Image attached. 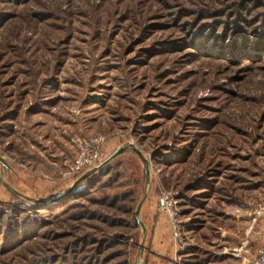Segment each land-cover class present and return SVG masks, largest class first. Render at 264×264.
Returning a JSON list of instances; mask_svg holds the SVG:
<instances>
[{"label": "rangeland", "instance_id": "rangeland-1", "mask_svg": "<svg viewBox=\"0 0 264 264\" xmlns=\"http://www.w3.org/2000/svg\"><path fill=\"white\" fill-rule=\"evenodd\" d=\"M258 43L264 0H0V264H244L264 223ZM98 135L101 165L66 176Z\"/></svg>", "mask_w": 264, "mask_h": 264}, {"label": "built area", "instance_id": "built-area-1", "mask_svg": "<svg viewBox=\"0 0 264 264\" xmlns=\"http://www.w3.org/2000/svg\"><path fill=\"white\" fill-rule=\"evenodd\" d=\"M106 142V137L102 135L81 138L73 141L75 147L76 157L72 164L68 167L66 176L78 175L84 172V170L96 169L101 165V148ZM177 199L174 194L163 192L159 199V212L166 215L168 225L171 231V236L175 242L181 237V227L179 214L177 210ZM264 215V207L259 209L255 213V219ZM238 256L242 257L244 264H264V245L255 249V252L250 253L248 249L243 252H239Z\"/></svg>", "mask_w": 264, "mask_h": 264}, {"label": "water", "instance_id": "water-1", "mask_svg": "<svg viewBox=\"0 0 264 264\" xmlns=\"http://www.w3.org/2000/svg\"><path fill=\"white\" fill-rule=\"evenodd\" d=\"M122 151H123V148H119V149H117L115 152H114V154L106 161V162H108V161H111V160H113L115 157H117L118 155H120L121 153H122ZM137 153H139V152H137ZM0 162L2 163V164H4V161L2 160V158H0ZM87 175H89V173L87 174ZM86 175V176H87ZM148 178H149V169L148 168H146V171H145V182H146V185H148ZM3 181V180H2ZM3 183L6 185V183L3 181ZM6 186H8L9 187V189L15 194V195H17L18 197H20V198H25V199H27V200H31V201H34V202H36V200H32V199H30V198H27V197H25L24 195H21L19 192H17L12 186H10V185H6ZM145 195H146V193H145ZM145 195H144V198L141 200V202L138 204V206H137V208H136V210L134 211V213H135V218H136V222H137V224L140 226V228H142V230H143V233H145L146 232V229L144 228V225L142 224V222L140 221V213H139V211H140V209H141V206H142V204L144 203V201H145V199H146V197H145ZM136 264H139V263H136Z\"/></svg>", "mask_w": 264, "mask_h": 264}, {"label": "crops", "instance_id": "crops-1", "mask_svg": "<svg viewBox=\"0 0 264 264\" xmlns=\"http://www.w3.org/2000/svg\"><path fill=\"white\" fill-rule=\"evenodd\" d=\"M262 228L260 229V233L259 236L256 238L257 240H255V245H264V223H262Z\"/></svg>", "mask_w": 264, "mask_h": 264}, {"label": "trees", "instance_id": "trees-1", "mask_svg": "<svg viewBox=\"0 0 264 264\" xmlns=\"http://www.w3.org/2000/svg\"><path fill=\"white\" fill-rule=\"evenodd\" d=\"M258 44H259V45L256 46L257 48H259V47H260L261 49L264 48V43H258ZM135 220H136V218H135ZM135 222H136V221H135Z\"/></svg>", "mask_w": 264, "mask_h": 264}]
</instances>
